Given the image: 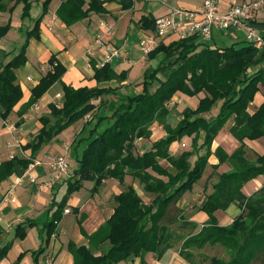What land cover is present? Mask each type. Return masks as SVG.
I'll return each instance as SVG.
<instances>
[{
	"label": "crops",
	"instance_id": "0c3cea01",
	"mask_svg": "<svg viewBox=\"0 0 264 264\" xmlns=\"http://www.w3.org/2000/svg\"><path fill=\"white\" fill-rule=\"evenodd\" d=\"M27 1L31 4L27 16H24V1L17 4L12 2L8 10L0 13V27L9 26L7 35L0 41V63H8L27 44V63L16 71L17 83L21 87L23 97L7 120L0 117V253L4 252L0 256V264H74V256L69 250L70 243L87 247L91 245V235L111 218L117 205L115 197L121 194L126 186L133 184L146 204L151 203L152 197L144 192L138 180L133 181L132 177L127 175L123 184L115 178L105 179L96 192L92 191L94 181L83 182L81 189L72 193L64 208L60 210L69 192L70 179H63L53 188L50 187L48 183L53 177V172L48 161L65 154L70 169L72 166L74 168L72 162H79L83 154L79 149L81 139L86 144L85 149L90 141L88 136L83 137L85 120L59 134L44 146L36 157L26 146L39 133L42 128L40 119L50 114L51 105L63 103V84L75 89L88 87L114 91L115 93L103 99L100 110L102 109L104 115L109 114L105 108L109 99H124L141 93L144 73L133 81V69L156 68L163 60L174 63L178 55L177 52L158 57L143 54L141 43L155 34L148 28L151 21L167 15L173 8L198 9L204 0H94V3L92 0ZM47 1L49 3L44 13ZM253 1L257 0H218V12L225 13L233 3ZM90 3L93 8L88 12ZM43 14L44 17L36 28L37 20ZM105 23L115 27L113 34L106 36L105 40L110 46L122 51L121 58L114 61L110 67L117 76L124 74L123 80L115 78L98 81L95 78L96 65L104 50L94 47L95 57L90 59V62L87 56L95 38L105 34ZM253 23L257 33L264 38V13H260ZM245 35L243 30H215L213 38L204 43L202 41L199 48L247 47L251 44L246 41ZM157 42L158 46H169L179 42V38L177 35L168 34L158 38ZM255 47L258 53L248 69L250 75L264 68V46ZM53 59L55 63H51ZM56 63L65 69L61 81L51 86L39 100L32 102L33 90L43 77L52 71L51 67ZM168 75L167 70L160 72L156 86L167 80ZM124 93L126 96H123ZM202 97L203 94L190 97L177 93L172 98L175 105L167 107L169 114L166 123L169 128L178 127L185 119V111H195ZM100 101L98 99L93 103L98 105ZM263 103L264 86L256 94L248 112L254 114ZM125 104L129 106L128 101H125ZM221 105L222 102H219L210 112L204 114V117L212 122L219 114ZM234 124L232 117L222 127L212 144L211 156L202 178L170 207L165 221L159 228L154 252L144 258L131 256L119 264H191L182 254L183 246L186 240L198 234L209 223L210 216L201 206L213 191V185L219 176L232 170V164L223 161L225 155L231 156L241 147L240 141L231 133ZM9 125L20 126L23 130L10 132ZM91 132H94L91 134L92 139L100 131L94 129ZM150 132V138H139L135 141V154L141 155L151 150L154 143L167 137V131L159 122L150 127ZM194 138L195 135L185 136L174 142L169 149L170 156L177 157L183 152H192ZM203 138L204 133H201L199 147ZM244 144L248 159L264 155V138L246 139ZM203 152L193 153L190 158L192 166ZM13 159L28 164L9 169L8 163ZM36 159L41 160L43 164L33 166V160ZM160 164L163 167L170 166L166 160H160ZM152 174L158 177L157 173ZM70 175L73 176L71 171ZM19 180L20 184L13 190L9 201L3 202L7 192ZM263 188L264 175L245 184L242 192L250 198ZM67 209L70 210L69 213L65 212ZM242 213L243 207L239 203H232L226 210L217 211L214 216L220 226H229ZM52 221L55 225L48 227ZM94 251L97 256L102 252L97 242L94 244Z\"/></svg>",
	"mask_w": 264,
	"mask_h": 264
},
{
	"label": "trees",
	"instance_id": "16d2710c",
	"mask_svg": "<svg viewBox=\"0 0 264 264\" xmlns=\"http://www.w3.org/2000/svg\"><path fill=\"white\" fill-rule=\"evenodd\" d=\"M23 1L24 16H27L31 5L27 0H0V13L8 10L10 3ZM48 3L44 5V13ZM92 8L90 3L88 12ZM43 17L44 14L37 20L36 28ZM148 28L155 32V21H151ZM8 29L9 26L0 27V41L7 35ZM201 42L199 38L191 37L169 46L159 44L149 56H167L177 52L176 61L167 63L163 60L158 67L147 69L141 93L106 101L108 115L102 114L100 108L103 99L114 91L88 87L75 89L63 84V103L51 105L50 114L41 117L42 128L26 146L34 157L59 134L86 117L89 119L87 124L95 122L97 127L105 120L110 122L92 139L94 132L90 131L87 137L90 141L79 160V169L69 178V192L60 210L66 205L67 198L81 189L83 182L94 181L92 191L96 192L105 179L115 178L123 184L127 175L133 181L138 180L144 192L152 197L151 203L146 204L133 184L126 186L115 197L117 205L111 218L91 235V245L70 243L74 264H119L131 256L144 258L154 252L159 228L170 207L202 178L211 156L212 144L232 117L235 124L231 133L240 141L241 147L231 156L225 155L223 161H229L232 170L219 176L213 191L201 206L210 216L209 223L186 240L182 254L191 264H264V188L250 198L242 192L245 184L264 175V155H257L254 160L248 159L244 144L246 139L264 138V103L254 114L248 112L256 94L264 86V68L251 75L248 73L258 53L253 45L200 49L204 41ZM179 62L176 69L168 71L167 80L158 83L155 91L150 92V86L157 84L158 74ZM26 63L27 44L8 63H0V117L3 120L9 118L23 97L16 71ZM51 63H55V60H51ZM64 73L65 69L56 63L33 90L32 102L39 100L51 86L61 81ZM123 75L117 76L107 65L96 69L95 78L100 82L115 78L123 80ZM177 93L190 97L203 94V97L197 109L186 110L185 119L172 129L166 123L169 114L166 105ZM98 99L101 100L100 104H94L93 101ZM125 101L129 102V106ZM219 102H222L219 114L210 122L204 114ZM155 122L164 126L167 137L154 143L151 150L141 155L135 154V141L150 138V127ZM201 133H204V138L199 147ZM193 135L192 152L170 156L169 149L174 142ZM195 151L204 152L192 166L190 158ZM160 160H166L170 166L163 167ZM23 164L28 162L13 159L8 167L13 169ZM152 172L157 173L158 177L153 176ZM232 203H239L243 213L231 225L220 226L214 214L226 210ZM54 225L52 221L48 227ZM96 242L102 251L98 256L94 251ZM208 248L220 249L224 255L201 254L202 250ZM2 254L4 252L0 256Z\"/></svg>",
	"mask_w": 264,
	"mask_h": 264
},
{
	"label": "built area",
	"instance_id": "2783aa9c",
	"mask_svg": "<svg viewBox=\"0 0 264 264\" xmlns=\"http://www.w3.org/2000/svg\"><path fill=\"white\" fill-rule=\"evenodd\" d=\"M106 1V0H101ZM264 13V0L253 2L233 3L225 13L218 12V0H204L202 6L195 10L184 8H173L167 15L155 20V34L149 36L141 45V51L145 56L150 55L158 47V38H163L168 34L177 35L180 40H186L191 37H197L200 40L207 42L213 38L215 30L227 31H244L246 41L255 46H264V38L256 31L254 20L260 14ZM105 34L95 38L92 47L87 51V56L90 59L95 57L94 47H99L104 50V54L97 61L96 68H104L111 65L114 61L122 56L120 48H115L109 45L106 36H111L115 31L113 24L105 23ZM56 64H53L51 70ZM91 66V64H89ZM62 99L61 96H58ZM59 106L60 103L55 104ZM174 101H170L166 106L173 107ZM10 132L22 131L23 128L17 125H9ZM41 160H33V166H40ZM53 177L48 183L50 187L63 179L70 178V166L68 158L65 154L51 158L48 161ZM32 182L34 180L32 179ZM20 184V180L5 195L3 202L7 203L13 194V190ZM69 213L70 210H65Z\"/></svg>",
	"mask_w": 264,
	"mask_h": 264
},
{
	"label": "rangeland",
	"instance_id": "374dc122",
	"mask_svg": "<svg viewBox=\"0 0 264 264\" xmlns=\"http://www.w3.org/2000/svg\"><path fill=\"white\" fill-rule=\"evenodd\" d=\"M185 40V39H184ZM179 41H180V39H179ZM180 65V62L178 63V64H176L175 66H172L171 68H169V70H167V71H171V70H173V69H176L178 66ZM155 67V66H154ZM147 69H149V68H146V69H141V68H139V67H137V68H134L133 69V81H136V79L137 78H139L143 73H145L146 72V70ZM144 75V74H143ZM143 82H144V79L142 80V83L141 84H143ZM262 87V86H261ZM157 88V86L155 85V83L152 85V86H150V88H149V91L150 92H153V91H155V89ZM123 96H126L125 95V93L123 94ZM87 119H88V117H86L85 119H83V120H85L84 122V126H85V128H84V134H83V137H87V136H89V134H90V131L91 130H94V129H98L99 131H101V130H104L106 127H107V125H108V123H109V121L108 120H105V121H103V123H101L98 127L96 126V123L95 122H90V123H88L87 124ZM81 122H82V120H81ZM80 122V123H81ZM80 147H79V149H80V152L81 153H83V151H84V149H85V145L86 144H84V140L83 139H81V142H80ZM252 159H250V160H254L255 158L254 157H251ZM254 158V159H253ZM73 164H74V168H73V166H72V168L71 169H69V171H71V173H72V175H73V173H74V171H76L77 169H79V167H80V163L78 162V161H76L75 163L74 162H72ZM69 166H70V164H69ZM87 183H90L91 184V182H87ZM92 186V185H91ZM90 186V187H91ZM197 253H199V251L197 252ZM209 254V255H221V256H223L224 254V252H222V250H220V249H211V248H208V249H204V250H202L201 251V254H203V255H205V254ZM199 255V254H198ZM225 257V256H224ZM191 259V258H190ZM197 259V258H196ZM195 259V260H196ZM194 260V259H193Z\"/></svg>",
	"mask_w": 264,
	"mask_h": 264
}]
</instances>
